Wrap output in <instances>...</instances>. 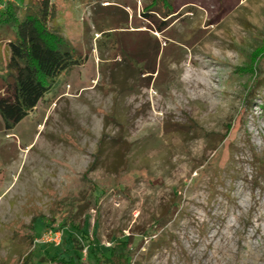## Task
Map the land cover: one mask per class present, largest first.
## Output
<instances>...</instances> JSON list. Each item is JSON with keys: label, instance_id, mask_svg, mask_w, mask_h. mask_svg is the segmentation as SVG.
I'll return each instance as SVG.
<instances>
[{"label": "rangeland", "instance_id": "374dc122", "mask_svg": "<svg viewBox=\"0 0 264 264\" xmlns=\"http://www.w3.org/2000/svg\"><path fill=\"white\" fill-rule=\"evenodd\" d=\"M148 1L128 0L126 24L53 0L50 26L82 64L0 131V264H108L114 241L143 236L139 264H264V0H174L167 36L192 47L180 65L179 43L166 54L162 85L129 80L119 49ZM9 56L1 43L0 67ZM150 233L165 242L145 253Z\"/></svg>", "mask_w": 264, "mask_h": 264}, {"label": "trees", "instance_id": "16d2710c", "mask_svg": "<svg viewBox=\"0 0 264 264\" xmlns=\"http://www.w3.org/2000/svg\"><path fill=\"white\" fill-rule=\"evenodd\" d=\"M93 1L96 2L95 14L114 16L118 13L123 16L126 24H129V15L125 9L137 7V2L132 5L128 0ZM148 2L145 3L148 13L144 14L143 19L146 30H136L141 27H135L134 31L125 28L124 36L128 39L136 35V40L128 39L127 42H121L119 49L129 80L135 82L144 79L143 81L148 82V85L153 81L154 85L156 83L160 85L162 78H166L164 70L167 67L163 65V58H166V54L173 52L176 49V43H179L174 36H167L171 31L174 32L172 25L178 18V14L174 0ZM104 3L108 5L104 6ZM54 13L53 0H29L28 3L26 0H0V44L6 43L10 52L6 65L0 67V131L14 130L54 90L64 74L82 64V56L77 55V51L71 44L50 26ZM117 29L120 27L110 29L113 31L111 33H117ZM151 31L167 37L168 44L165 47L162 46L157 36L153 38L150 35ZM179 44L181 52L178 54L177 65L182 63L183 50H189L192 47L190 42ZM150 46L152 51L149 50ZM126 81L125 78L122 86ZM262 85L264 87V80ZM126 89L127 87H121L122 91ZM1 120L4 125H1ZM100 146L102 147V144ZM254 158L260 163L257 169L262 177L264 176V158L258 154H254ZM76 215H83L82 208ZM71 226L78 229L75 224ZM149 236H155V238H151L145 253L152 252L165 242L164 233L157 235L150 233ZM143 237L134 246L131 238L114 241L113 248L107 250L108 255L103 254L106 263L139 264L134 262V252L144 248L145 238ZM75 241L73 238L69 241L70 249L73 251L78 250ZM88 250L93 251L91 245ZM47 261L57 264H85L76 259L75 255L68 259L54 255L47 258Z\"/></svg>", "mask_w": 264, "mask_h": 264}]
</instances>
